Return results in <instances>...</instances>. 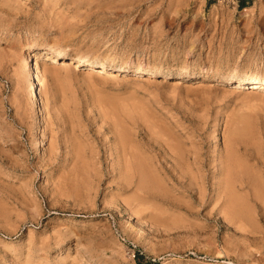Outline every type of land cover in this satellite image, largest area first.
<instances>
[{"label": "rangeland", "instance_id": "rangeland-1", "mask_svg": "<svg viewBox=\"0 0 264 264\" xmlns=\"http://www.w3.org/2000/svg\"><path fill=\"white\" fill-rule=\"evenodd\" d=\"M249 2L0 0V264H264V205L246 188L249 212L230 214L211 177L232 152L264 178V90L221 80L264 82V0ZM116 136L151 193L120 183ZM167 136L197 157L205 199L186 164L181 177L171 167Z\"/></svg>", "mask_w": 264, "mask_h": 264}, {"label": "bare ground", "instance_id": "bare-ground-1", "mask_svg": "<svg viewBox=\"0 0 264 264\" xmlns=\"http://www.w3.org/2000/svg\"><path fill=\"white\" fill-rule=\"evenodd\" d=\"M34 48H36V47L33 44H29L24 49L23 56L25 57L26 63H27L25 73H26L27 77H29L28 83H29V87L31 90L30 91V98H31V100L34 101L35 108L37 109L38 113L43 116V100L40 96L41 90L39 87L40 81H39V77L36 74V66H35L36 63L34 62V59L32 58V52H33ZM45 55H46L45 56L46 61H48V60H51L52 62L61 61L60 60L61 56L59 53H53V52L48 51V53ZM69 60H71L69 63L74 64L76 67L77 62L74 61L72 58L68 59L64 56L63 63L66 64V62H68ZM80 62H82V61H79V63ZM125 66H127V65H125ZM91 67L92 68L97 67V71H96L97 74L98 73H100V74L105 73L108 71V66H106L105 64L95 66V64L93 65V63H92ZM123 67H119L118 69L119 70L126 69ZM136 68H137V71L145 70L141 66H137ZM161 71L162 70H158L155 72L157 74L161 75L162 74ZM46 72H47V70H46ZM148 72H150V71H148ZM152 72H154V71H152ZM186 74L187 73H180L179 75H176L175 77H177V76L184 77V76H187ZM50 75H51V72H50ZM258 75H260V74H258ZM201 76H202V74H201ZM211 76L212 75H210L209 73H203V77H205V78L211 77ZM231 79H235L236 81H239V82L253 81L254 82L253 88H257L258 85H260L259 87L262 90H264V82L259 79V76H254V75L241 76V75L236 74L235 72H230V73L226 74L223 77V79H221V80L229 82ZM251 92H255V90L252 89ZM116 139L118 140V144H117V146H115V149L116 150L119 149V153H117V156H118L117 168H118V172H119L120 183H122L126 186L131 185L132 183H135L137 186L136 192L140 191L139 193L145 192V190H147L148 188L153 189V187H152L153 176L151 175L150 172H148L147 168H145V164L144 165L142 164V162H141L142 160H140L138 158V156H137L138 150L136 148H132V147L128 148L127 147V145L125 143V136H116ZM166 143L168 144V145H166L168 147H166V146L165 147L170 152L171 158L173 159V161L171 162L172 163L171 167L173 168V170H175L181 177L183 174H185V172L183 170L184 169L183 166H184V164H186V166L189 168L188 174L189 173L192 174V175L190 174V181H192L193 179L196 180V183H195L196 186L191 187V188L193 190L195 189L200 195H202V197L204 195H206L207 194L206 191L208 190L210 185L208 184L209 181H207L206 175L199 176V174L202 171H201V165H200L197 157L196 156L194 157L190 153H184L181 150L180 145L175 143V137L174 136H167ZM112 148H114V147L112 146L111 149ZM214 161H217V159H215ZM218 161H219V163L214 165V168L212 169V174H211V177L213 179V182H212L213 190L215 193V195H214V193H213V195L216 198L215 201H217V202H218V200L223 201L222 204L220 203L221 201H219L218 203L223 205V207L226 205L230 206L228 208V209H230L228 212L231 211L230 214H232L233 213L232 210L233 211L235 210L234 212H236V213H233V215L237 214V216H239L240 215L239 213H243V211H244L243 205H244V201H246V200H244L245 196L242 198L241 195L238 194V191L244 190L247 188V192L248 191L252 192V194L250 196H252V198L253 197L255 198L254 199L255 203L258 204V206L264 205L263 204L264 203V187H262L264 185L263 184L264 178H261L259 176L261 178L260 179L259 177L255 176L254 174L252 175V173H250V170L246 166V164L243 161L241 162V160L239 158L235 157L232 152H230L228 154V156H226V157L224 156V158L223 157L219 158ZM194 168L196 169L195 173L193 172ZM200 177L202 178V183L200 182L201 181ZM257 179L262 180V181L258 180L260 183L262 182V184H259L260 187H258L259 185H257L258 184L256 182ZM191 183H189V184H191ZM147 192H150L149 189ZM151 192H152V190H151ZM135 195L138 196L137 193ZM146 195H148V193H146ZM243 195H246V194H243ZM134 196L132 197L133 201L136 200V202H137L138 200H140L138 202L140 204L142 203L141 200L146 198L145 197V198L140 199V196H142V195H140L139 199L137 200V197L135 196V199H134ZM143 197H144V194H143ZM132 198H131V200H132ZM258 200H260L261 203H259ZM144 202H146V200H143V203ZM248 202L249 201L247 199L246 203H248ZM246 203H245V205H246ZM130 204H132V202ZM138 206H140V205H138ZM245 207H247V205ZM220 209H221V206H220L219 210ZM224 209H225V207H224ZM224 209L222 208V210H224ZM247 209L249 210L248 207H247ZM247 209H246V211H248ZM246 211L243 213L244 215H245V213H247ZM233 215H232V217H234ZM241 216H243V215L241 214Z\"/></svg>", "mask_w": 264, "mask_h": 264}, {"label": "trees", "instance_id": "trees-1", "mask_svg": "<svg viewBox=\"0 0 264 264\" xmlns=\"http://www.w3.org/2000/svg\"><path fill=\"white\" fill-rule=\"evenodd\" d=\"M249 3H250L249 0H240V6H241V7H245V6H247ZM137 256H138V264H140V263H141V262L139 261L140 254H137ZM150 264H151V262H150Z\"/></svg>", "mask_w": 264, "mask_h": 264}]
</instances>
